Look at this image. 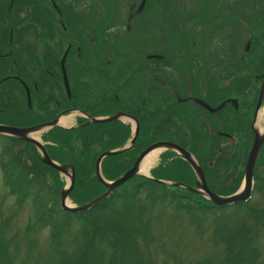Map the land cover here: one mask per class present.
Returning a JSON list of instances; mask_svg holds the SVG:
<instances>
[{"label": "trees", "instance_id": "trees-1", "mask_svg": "<svg viewBox=\"0 0 264 264\" xmlns=\"http://www.w3.org/2000/svg\"><path fill=\"white\" fill-rule=\"evenodd\" d=\"M0 16L8 18L6 12ZM13 18L14 15L10 26L0 20V123L28 127L51 121L59 114L57 103L67 108L62 112L66 113L73 106L72 103L78 101L74 97H64L63 100L55 97L58 99L56 103L50 102L48 105L46 102L40 109L35 106L30 92L31 104L28 105L25 89L18 79L30 88L29 61L24 53L30 56L33 54L32 41L28 40L31 38L30 25L43 23L27 14H15V21ZM14 33L18 35L15 44L14 39L11 40ZM16 42H19L20 53ZM13 56L15 61L5 60ZM13 83L20 84L19 94L10 92L9 88H12ZM7 89L9 90L6 91ZM104 106H107L106 110L101 112L96 111L97 106L81 108L92 116L115 113L113 109L117 105L106 103ZM129 132L128 126L119 120L91 123L87 118L81 117L76 126H54L42 133L41 140L49 156L60 164L74 167V184L68 197L76 205L86 203L107 189L96 175L95 161L103 151L123 145ZM112 141L118 143L110 144ZM1 145L0 170L3 185L15 197L18 205L30 200L33 209V217L26 225V232L49 230L52 253H49L47 261L42 264H150L137 247L140 239L146 241L149 227L144 217L145 208L154 206L171 207L191 219L196 216L199 223L205 217L212 216L215 224L212 240L222 244L223 255L217 263L200 260L196 264H258V242L260 238L264 240V205L251 204L249 197L233 205L217 206L187 187L159 182L158 180H165L196 187L194 171H183L188 165L180 158L175 163L165 165L166 168L157 164L149 171L151 177H131L115 188L108 198L87 211L75 213L61 209L60 190L65 187L66 181L58 178L57 170L42 163L40 153L32 143L17 136L0 134ZM144 146L135 143L129 149L104 157L100 163L102 176L106 180L117 178L132 166ZM210 146L197 156L201 164L212 160L213 171H203L207 185L218 194H232L242 182L243 171H224L226 165L231 167L235 160L234 153L223 150L218 143ZM246 152L244 156L242 154L243 162ZM208 153H211L210 158ZM263 153L264 148L260 152L259 161ZM166 155L168 152L163 154ZM259 171H254V189L264 193V170ZM49 173H52L51 180H48ZM210 180L218 184L210 186ZM237 212L240 216L243 214L242 221L229 222L228 214ZM64 244H73L75 247L67 253L61 249ZM8 245V242L0 239V264H10V254L6 251Z\"/></svg>", "mask_w": 264, "mask_h": 264}, {"label": "flooded vegetation", "instance_id": "flooded-vegetation-1", "mask_svg": "<svg viewBox=\"0 0 264 264\" xmlns=\"http://www.w3.org/2000/svg\"><path fill=\"white\" fill-rule=\"evenodd\" d=\"M49 1L51 8L48 7V10L55 14L64 30L67 28L68 16L80 14L85 17L95 15V13H108L107 24H96V26L100 31L108 32L112 39H115L119 32L122 35V29L129 33L134 28L137 39L132 45L135 46L137 55L141 52L139 59L141 58L143 64L139 63L140 72H133L128 77H122L124 81L129 82L124 100L118 96L117 92L108 90L110 88L106 83L109 82L107 78H101L102 75L97 76L105 88V97L99 98L95 102L96 104L94 102L90 104L88 100L94 96L92 91L85 95L71 93L68 96L60 67V54L58 52L51 53V51L54 52L55 46H53V50H50L46 44L44 52L48 51L47 57H44L43 51L40 52L41 62H44L48 80L42 81L43 79L36 72V67L28 68L30 84L28 89L34 95L35 106L40 108L46 102L50 105V102L58 101L48 92L45 94L41 92L40 87L49 89L50 85H53L57 91L64 92L60 94L59 100H63L64 95L66 99H71V97L77 99L78 102L74 101L70 109L102 106L113 102L114 105H117L115 113H126L128 117L126 123L130 132L126 141L133 137L136 124L138 126L132 146L137 143L140 129L145 128L146 134L143 142L145 146L140 152L157 141L171 142L191 154L202 171H213V169L211 159L208 163L201 164L197 157L198 153H201L200 151H206L207 146L211 147L210 145L216 143L223 150L230 151L224 146V140L227 144L234 142L230 140L233 138L236 140L240 129L243 128L242 132L244 133V128L247 127L248 139L246 143L244 141V144L240 143L242 147H247L245 150L247 154L243 162L244 171L254 131L259 129L258 119L260 120L264 115V58H244L243 55H238L239 63L242 65L239 67L237 65L235 73L230 74L229 69L234 67L230 65V62L234 61L228 54L226 40L223 39V36H226L232 28L241 31V34L251 33L245 40L247 49L251 45H264V33L254 32L257 27L264 28V23H261L264 21V0H138L129 3H125L123 0ZM142 2L143 5L140 8ZM124 3L125 17H122ZM247 12L254 14L252 19L246 17ZM170 15L173 17L172 24L174 22L176 30L178 29L179 38L174 44L168 45V42L165 41L164 30L166 29L168 33L167 23ZM261 16L263 18L259 21ZM5 19L6 17L2 16L1 21H5ZM88 24L87 19L84 18V31H87ZM38 25L44 26L37 22L30 25L31 44L34 47L31 59L34 63L36 59H39L36 55L38 52L36 41L38 44L44 43L47 36L45 30H43L45 34L44 32L40 35L37 34ZM50 25L51 23H49ZM151 25L155 28V34L152 35L157 39H151L149 42ZM207 27L212 29L207 31ZM220 34L222 38L218 37ZM13 36L10 38L12 41L14 39L15 44L18 35L14 33ZM87 36L90 34L87 33ZM94 38L93 36L91 41L94 42ZM16 46L19 53V42H16ZM15 59L14 56L5 58V60L13 61ZM13 76L17 78L16 74ZM84 80L81 79L78 82ZM18 81L24 87L20 79ZM229 82L230 87H228ZM18 84L9 88L10 92L19 94ZM130 85H133L134 88H131L129 92ZM137 87L140 88L135 89ZM94 92H97L98 96H103L98 90H94ZM121 101H124V107H122ZM57 105L60 108L59 114L67 109L58 103ZM207 106L220 107L215 111H210ZM232 127L237 128V135L234 134L235 130H229ZM263 148L264 144L259 151L254 171L264 170L259 162V155ZM165 152H168L172 159L170 162L175 163L177 158H180L181 161L187 163L188 168L186 167L183 171H195L177 151L165 148L159 156H163ZM244 153H242L243 156ZM207 156L210 158L211 153H208ZM167 164L171 163L162 164L163 168H166Z\"/></svg>", "mask_w": 264, "mask_h": 264}, {"label": "rangeland", "instance_id": "rangeland-1", "mask_svg": "<svg viewBox=\"0 0 264 264\" xmlns=\"http://www.w3.org/2000/svg\"><path fill=\"white\" fill-rule=\"evenodd\" d=\"M123 1H125V3H129L131 1L134 2L138 0ZM125 3L122 7V17H125ZM141 4L143 5V2ZM48 7L51 8L49 0H0V14L3 12L8 14V18L5 20V23L8 24V26L13 24L10 23L13 15L15 18V14L17 16L27 14L29 16L31 15L35 17L37 20L42 21L44 26L42 27L38 25V28L36 27L38 35L44 32L43 30L47 32V34L44 32V34L47 35L45 37L44 43L40 42L38 44L36 41L38 50L36 55H38L39 59H36L35 63L32 61L31 56L28 55V53H24V55L27 57L26 59L29 61L28 68H32V66L36 67V72L38 73L39 77L43 79L42 81L48 80V76L44 69V62H41V52L43 51L44 57H47L48 55V51L44 52L45 45L47 44L50 50H53V46H55L54 52L51 51V53L58 52L60 54V59L63 53L69 48L67 50L64 66L70 95L71 93L74 95L76 93H83L85 95L89 91H92L94 96H91L92 98L88 100V102L90 104L92 102H97L99 98L105 97V88L102 86V82L97 79V76L102 75L103 77L101 76V78L104 79L105 77L107 78V81H109L106 82L110 88L108 90L115 93L117 92L118 96L124 100L125 95H127L128 92L129 82L124 81L122 77H128L133 72H140L139 65L143 64V62H141V58L139 59V57H141V52L139 55H137L135 53L136 48L132 45V43L135 42V39H137L136 30L134 31V28H132L131 32L128 33V31L122 29V35L119 34V32L118 36L123 37L119 38L117 36L115 39L110 38L108 32L100 31L98 26H96V24H107L108 13H95V15H88L85 17L81 16L80 14H73L68 16L69 21L67 23L66 30H64L59 22V19L52 11L48 10ZM253 15L254 14L252 12L246 13V17L250 19L253 18ZM84 18H86L87 22L89 23L87 26V31H84L83 29ZM262 18V16L259 17V21H261ZM168 19V33L166 29L164 30L166 34L165 41L168 42V45H171L178 40L179 35L177 33L178 29L176 30L174 22L172 24L173 17L170 15ZM0 20H2L1 16ZM93 21L94 24H92ZM49 23H51L50 26ZM261 23L263 24L264 21H261ZM153 28L154 26L151 25L149 29V42L151 39H157V37H153L155 34V28ZM211 29V27L206 28L207 31ZM254 32L263 34L264 28L262 26L257 27ZM87 33H89L90 36H87ZM250 34L251 33L249 32L241 34V31L230 28L226 36L222 35L223 39L226 40L228 54L233 58L234 61L230 62V65L234 66L232 69H229L230 74L235 73V68L242 65L239 63L240 61L238 60V55H243L244 58H264V45H251V47L247 49L245 40ZM93 36L95 37L94 42L91 41ZM218 37L220 38L221 34ZM1 38L2 36L0 35V39ZM30 39L32 41V38H29L28 40L30 41ZM68 44H70V46H67ZM33 48L34 47L31 44V50H33ZM108 60L110 61L108 62ZM81 79L85 80L78 82ZM19 86L20 84H18V87ZM230 86L231 84L229 82L228 87ZM40 88L43 94L48 92L51 97H57L58 99L60 94L64 93L61 90L57 91L53 85H50L49 89L43 86ZM131 88H134L133 85H130L129 92ZM139 88L140 87H137L135 89ZM94 90H98L103 94V96H98V94L96 95L97 92H94ZM123 102L124 101H121L122 107H124ZM110 104H113V102ZM106 107L107 106H104V104L102 106H97L98 109H96V111L101 112V110H106ZM85 108L87 109V107ZM78 114L79 113H75L73 115L70 114L72 118L71 122L70 118L68 122L73 123L72 126L77 124V118L80 117ZM74 116L77 118L73 119ZM126 119L127 118H122V121L120 122L127 125ZM258 122V128L263 131L264 134V115L260 118V120L258 119ZM68 125L70 126L69 123ZM244 129V133L242 132L243 128L240 129L238 138L236 140H234V138L230 140L234 142L227 144L226 140H224V146L229 148L230 151H232L235 155V160L233 161L231 167L226 165V169H224V171H243L244 163L242 153L245 152L247 147H242L240 143H243V141L246 143L248 139V129L247 127ZM45 130L47 129L41 130L38 133V140H41V135ZM232 130H235L234 134L237 135V128L233 127ZM145 134L146 129L141 128L139 138L137 140V143L140 146L145 145L143 144ZM116 143H118V141L110 142V144ZM1 147L2 145L0 146V151ZM161 151H163V149ZM263 156L264 153L262 154V157L259 161L261 166H264ZM171 160L172 159L169 155H161L160 159L156 160L153 166H155L157 163L160 165L165 163H173L170 162ZM58 178L62 181H68V176L60 172ZM51 179L52 173H49L48 180ZM208 184L216 186L218 182L210 180ZM251 193V204L254 203L259 206L264 205L263 192L257 191L253 187ZM15 200V197L11 195L3 185L0 170V239L1 241L3 240L9 243L6 251L10 254V264H42L43 262L47 261L49 253H52V248L49 242V230L43 229L42 231H37L36 233L26 232V225L30 220H32L33 217V209L31 207L30 200H26L22 205H18ZM68 201L70 202V205H76L71 199H69V197ZM228 215L229 222H233L235 220L242 221L243 214L240 216V214L237 212L235 214L230 213ZM144 217L146 218V221L149 225L148 231L146 232V241L144 242L140 239L137 249L142 254L144 253L143 255L146 256V259L150 264H196V262L200 260L210 261L212 263H217L220 261L223 255L222 244L212 240L215 229L212 216L211 218L205 217L199 223V218L196 216L191 219L182 212L174 211L171 207L154 206L145 208ZM258 245L260 249L258 264H264V240L262 238L259 239ZM74 247L75 245L73 244H70V246L64 244L61 249L68 253L72 251Z\"/></svg>", "mask_w": 264, "mask_h": 264}, {"label": "water", "instance_id": "water-1", "mask_svg": "<svg viewBox=\"0 0 264 264\" xmlns=\"http://www.w3.org/2000/svg\"><path fill=\"white\" fill-rule=\"evenodd\" d=\"M141 7H142V4L140 5V8ZM67 50L62 55V58L60 60V66H61L64 86H65L66 92L69 96L70 95L69 85H68V80L66 77L65 66H64L65 58L67 55ZM25 90H26L28 105H30V95H29V90H28L27 86H25ZM219 107L220 106H218L216 108H211V107L207 106V108L210 111H215ZM80 112L82 114H84L89 119V122H92V123H102V122L111 121L114 119H119L121 117L127 116L125 113L117 112V113L112 114V115L107 116V117H94V116H91L90 114H88L84 110H80ZM58 117H59V115L56 116L53 120H51L49 122H44V123H40L37 125L29 126V127H15V126H10V125L0 124V133L17 136L23 141H27V142L34 144L41 154V160L43 163H45L46 165L58 170L60 173L68 176L67 187L61 189V191H60V207L64 211L75 212V213L84 212V211L88 210L89 208H91L96 203L108 198L109 195L111 194V192L115 188L122 185L124 182H126L131 177L138 175V174L150 177L149 174L140 173L138 171L139 164H140L141 159L149 151H151L152 149L157 148V147H163V148L165 147V148H169V149H172L174 151H177L182 157H184L189 162V164L195 170L194 172L196 174L197 180H196V187L195 188L194 187H188V186H187V188L190 189L191 191L201 192L207 198H209L213 202V204H215L217 206L232 205V204H235V203H238L240 201L247 199L251 194V191L253 188V172H254L253 169H254L260 148L264 144V134L259 133L257 131H254L253 143H252L251 149L248 153L247 160L245 163L243 182H242L240 188L235 193L230 194V195H220V194H217V193L213 192L212 190H210L206 184L204 172L202 171L200 165L192 158L191 154H189L186 150L179 147L178 145L171 143V142H167V141H157V142L150 144L149 146L144 148L139 153V155L137 156V158L135 159V161L133 162L132 166L129 169H127L126 171L121 173L112 182L105 180L102 177L101 172H100L101 160L105 156H108L111 154H117V153H119V152H121V151L132 146V144L135 142V137H136L137 130H138V126L136 124L135 133H134L133 137L129 140V142H126L120 148H117L114 150H107V151L102 152L98 156V158L96 159V175L99 178V180H101L106 185L107 189L102 194H100L99 196L87 201L86 203H84L82 205H79V206L70 205L68 203V194H69V191L74 184V168H73V166L67 165V164H61L60 165L59 163L52 160L50 158L46 148L44 147L43 143L40 140H38L32 136V134L37 132V131L49 129L53 126L63 127V126L59 125ZM158 181L162 182V183H169V184H175L178 186L186 187V185H184L182 183H178V182L177 183H175V182L170 183V182H165L163 180H158Z\"/></svg>", "mask_w": 264, "mask_h": 264}, {"label": "bare ground", "instance_id": "bare-ground-1", "mask_svg": "<svg viewBox=\"0 0 264 264\" xmlns=\"http://www.w3.org/2000/svg\"><path fill=\"white\" fill-rule=\"evenodd\" d=\"M70 116H64V117H59L58 118V123L60 125H66ZM40 131H37L32 134V136L36 139H38V133ZM162 149L161 148H156L148 152L140 161L139 164V169L138 171L140 173L148 174L150 167H152L157 160L159 153ZM70 203V202H69Z\"/></svg>", "mask_w": 264, "mask_h": 264}]
</instances>
